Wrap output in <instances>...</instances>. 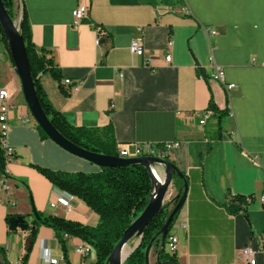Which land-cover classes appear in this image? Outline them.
I'll use <instances>...</instances> for the list:
<instances>
[{
    "label": "crops",
    "instance_id": "crops-1",
    "mask_svg": "<svg viewBox=\"0 0 264 264\" xmlns=\"http://www.w3.org/2000/svg\"><path fill=\"white\" fill-rule=\"evenodd\" d=\"M15 3L26 13L36 50L59 73V78L42 74L41 87L71 126L111 128L117 150L179 144L168 159L188 184L171 230L178 238L179 264H247L240 255L246 247L255 250V264H264V253L258 251L264 234V0ZM79 6L87 8L88 17L76 25L73 11ZM97 29L102 30L98 45ZM211 29L217 34L210 35ZM133 39L141 40L144 55L131 52ZM211 57L234 89L212 79ZM68 79L72 84L63 85ZM0 89L9 93L6 142L14 151L6 180L12 192L0 189V264H23L30 230L11 231L8 217H24L31 226L35 208L42 216L84 226L99 223L93 210L56 188L38 168L70 173L101 168L42 135L1 42ZM211 102L217 112L202 126L199 118ZM24 117L30 119L26 124ZM156 170L163 177L164 169ZM183 187L184 181L174 177V196ZM234 196L255 200L233 214L227 205ZM61 198L70 206L59 203ZM84 243L66 237L63 248L52 228L40 226L26 264H50L45 250L58 264H95L94 252H79ZM150 258L155 264L157 254L152 251Z\"/></svg>",
    "mask_w": 264,
    "mask_h": 264
},
{
    "label": "trees",
    "instance_id": "trees-1",
    "mask_svg": "<svg viewBox=\"0 0 264 264\" xmlns=\"http://www.w3.org/2000/svg\"><path fill=\"white\" fill-rule=\"evenodd\" d=\"M2 2L10 17L16 21L20 9L16 6L15 0H2ZM20 33L24 38L31 65V73L40 104L52 125L70 142L83 149L98 154L117 156V146L111 128L73 127L53 108L47 99L40 84V76L50 72L55 78H59V73L53 67L52 60L48 59L45 54H40L36 50L32 41L30 24L24 11L21 13ZM0 42L4 45L13 63L1 23ZM209 108L215 113L217 112L213 102H211ZM227 113L228 111L226 114ZM226 114L222 113L220 115V120H222ZM39 130L44 137H48L40 128ZM5 168L4 151L0 144V176L5 173ZM38 171L56 188L83 201L99 216V223L96 227H89L56 216H42L38 213L41 220L34 219L29 227L30 236L27 240L26 255L24 256L23 264H26L31 253L40 226L52 228L63 248L65 247L66 237H77L81 239L93 249L96 255L95 264H107L110 254L117 243L122 239L126 229L146 208L150 199V194L153 191L150 175L148 171L140 165L101 168L97 173L55 172L42 168H38ZM182 193L183 189L180 188L172 202L165 204L162 213L149 223L142 237L141 245L131 254L124 264H146L145 251L150 244H152L151 252L153 251L158 255L155 264H179L176 254L170 253L166 249V244L171 236L172 227L179 214L174 217L164 249H162L161 237L156 236L179 202ZM244 202L245 197H231L227 205L228 210L233 214L240 213L244 210V208H242ZM10 219L11 217H8V223Z\"/></svg>",
    "mask_w": 264,
    "mask_h": 264
},
{
    "label": "water",
    "instance_id": "water-1",
    "mask_svg": "<svg viewBox=\"0 0 264 264\" xmlns=\"http://www.w3.org/2000/svg\"><path fill=\"white\" fill-rule=\"evenodd\" d=\"M0 23L7 39L8 48L15 67V73L21 81L25 102L39 128L64 150L77 157L87 160L88 162L98 166L99 168H117L140 165L143 166L150 175L153 191L150 194L149 202L143 212L126 229L122 239L117 243L114 250L110 254L107 260V264H124L125 261L131 256V254L139 248L147 226L164 210L165 199L168 192L171 190L174 177L176 176L184 181L183 193L181 198L179 199V202L174 207L167 221L156 236L161 237V243L163 247L162 249H164L174 217L177 214H180L187 198L188 184L185 180V175L183 174V172H181L177 168V166L169 160L154 157L119 158L117 156L98 154L83 149L65 138L52 125L40 104L35 87V82L31 73V65L28 58L24 38L20 33L21 21L17 23L10 17L2 0H0ZM157 167H161L164 169L163 177L158 176L156 172ZM33 213L36 220H41L35 208H33ZM9 226L11 231H17L18 229H20L24 232H26L30 227L28 222L20 216L11 217ZM133 238L140 239V242L136 246L131 248V251L124 256L123 251L125 247L129 245ZM151 248L152 244H150L145 251L146 264H150Z\"/></svg>",
    "mask_w": 264,
    "mask_h": 264
},
{
    "label": "built area",
    "instance_id": "built-area-1",
    "mask_svg": "<svg viewBox=\"0 0 264 264\" xmlns=\"http://www.w3.org/2000/svg\"><path fill=\"white\" fill-rule=\"evenodd\" d=\"M73 17L75 19V24L78 25L82 21L86 20L88 17V11L85 6H79L77 9L73 11ZM210 35H216L217 31L216 30H209ZM101 34L102 30L97 29V40L96 43L97 45L100 44L101 40ZM130 50L132 53L136 55H144V46L141 42L140 39H133L130 45ZM167 62L171 61V57L168 56L166 58ZM150 62V61H149ZM147 62V63H149ZM210 62L214 68V72L212 75V79L216 80L218 82H221L227 90H232L236 86L234 84H226L225 82V72L223 68L217 66L214 62V59L211 57ZM72 84L71 80H64L63 85L69 86ZM8 98H9V93L6 89H0V144L1 148L4 151V156H5V162H6V168H5V173L0 176V189L4 190L7 192L8 195L11 194L12 190L11 188L7 185L6 180L8 177V170H7V165L13 160V148L9 146L6 142V134L8 130V114L11 109V106L8 103ZM215 112L212 109H208L204 111L200 118H199V124L202 126H205L211 118H213ZM228 114L231 115V110L228 107ZM23 123H28L30 119L28 117L23 118ZM179 144L178 143H164V144H140L137 145L134 151L130 152L127 149H118L117 150V157L119 158H140V157H154V158H159V159H164L168 160L169 159V151L177 147ZM174 194L170 190L167 194V197L165 199V204L171 203L172 200L174 199ZM255 200V196H247L245 197V202L242 205V208H246L249 204H251ZM59 203L65 205V206H70L69 205V200L66 198H61L58 200ZM260 202L264 204V194L260 197ZM54 207L55 204H52ZM177 244H178V238L176 236L171 235L169 237V241L166 244V249L170 253H175L177 249ZM258 251L264 253V234H262L259 238V244H258ZM79 252L83 256H90L93 254V249L91 248L90 245L84 243L79 247ZM240 255L244 258L247 264H255V250L246 247L244 248L241 252ZM44 256L49 260L50 264H58V259H52L50 258V254L48 250L44 251Z\"/></svg>",
    "mask_w": 264,
    "mask_h": 264
},
{
    "label": "rangeland",
    "instance_id": "rangeland-1",
    "mask_svg": "<svg viewBox=\"0 0 264 264\" xmlns=\"http://www.w3.org/2000/svg\"><path fill=\"white\" fill-rule=\"evenodd\" d=\"M19 12H20V11H19ZM20 21H21V12L19 13L16 22L19 23ZM139 242H140V239H138V238H133V239L131 240V242L129 243V247H130V249L133 248L134 246H136ZM127 251H129V249H128ZM150 264H151V258H150Z\"/></svg>",
    "mask_w": 264,
    "mask_h": 264
},
{
    "label": "bare ground",
    "instance_id": "bare-ground-1",
    "mask_svg": "<svg viewBox=\"0 0 264 264\" xmlns=\"http://www.w3.org/2000/svg\"><path fill=\"white\" fill-rule=\"evenodd\" d=\"M128 249H129V251H127ZM130 251H131V249H130L129 245H127V246L125 247L124 251H123V255H124V256L127 255Z\"/></svg>",
    "mask_w": 264,
    "mask_h": 264
}]
</instances>
